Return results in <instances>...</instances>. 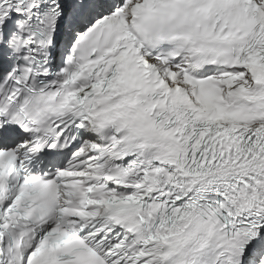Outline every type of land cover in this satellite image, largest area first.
<instances>
[{
  "label": "snow or ice",
  "instance_id": "snow-or-ice-1",
  "mask_svg": "<svg viewBox=\"0 0 264 264\" xmlns=\"http://www.w3.org/2000/svg\"><path fill=\"white\" fill-rule=\"evenodd\" d=\"M0 264H264V0H0Z\"/></svg>",
  "mask_w": 264,
  "mask_h": 264
}]
</instances>
